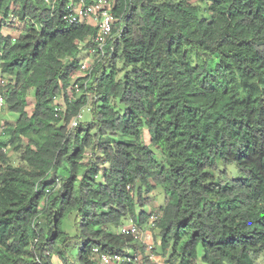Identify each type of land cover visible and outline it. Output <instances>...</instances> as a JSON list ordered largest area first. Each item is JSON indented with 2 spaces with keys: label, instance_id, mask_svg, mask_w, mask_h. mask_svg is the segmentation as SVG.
Here are the masks:
<instances>
[{
  "label": "trees",
  "instance_id": "16d2710c",
  "mask_svg": "<svg viewBox=\"0 0 264 264\" xmlns=\"http://www.w3.org/2000/svg\"><path fill=\"white\" fill-rule=\"evenodd\" d=\"M73 1L94 0H0V92L19 114L0 133V264L145 251L121 225L150 220L157 189L163 264H256L264 0H200L210 18L190 0H108L114 36L89 72L78 54L98 27L67 22Z\"/></svg>",
  "mask_w": 264,
  "mask_h": 264
},
{
  "label": "built area",
  "instance_id": "2783aa9c",
  "mask_svg": "<svg viewBox=\"0 0 264 264\" xmlns=\"http://www.w3.org/2000/svg\"><path fill=\"white\" fill-rule=\"evenodd\" d=\"M58 0H46L50 4H54ZM74 3V4H73ZM70 24H79L86 19H94L96 21V26L98 27V33L93 38L94 45L90 48V54L94 59H99L104 56L105 48L107 43L114 36V15L111 11V4L108 0H94L91 3H84L83 1H73L69 7L68 13L64 16ZM3 81L0 79V84ZM80 88L76 85V91ZM60 105L57 109H63L62 102L59 100L56 102ZM4 107V97L0 92V114ZM83 111H81L72 121V127H76L79 124V120L82 117ZM160 215L158 213H153L150 216V224L155 225L156 221L159 219ZM121 232L123 234H139L140 229L138 225L134 222L124 224L121 226ZM149 249H153L150 244ZM98 249H95L97 252ZM143 264L142 261L135 254H123V253H101L99 264Z\"/></svg>",
  "mask_w": 264,
  "mask_h": 264
},
{
  "label": "rangeland",
  "instance_id": "374dc122",
  "mask_svg": "<svg viewBox=\"0 0 264 264\" xmlns=\"http://www.w3.org/2000/svg\"><path fill=\"white\" fill-rule=\"evenodd\" d=\"M193 4H196L198 6H200V15L205 17V18H210L211 17V12L209 11V7H208V3L207 2H203L200 0H190ZM13 8V5H12ZM92 25L96 26V21L94 19H87ZM24 31L23 28V23H18L15 26H6L3 29V33L4 34H9L11 33L13 36H20L22 34V32ZM83 52V51H82ZM80 52L78 54V58H81L82 60V70L83 72H89V70L92 69L93 65L95 64V59L93 58V56L90 54V52L85 53L83 55V53ZM71 88V87H70ZM34 91L32 90L31 95L33 96ZM30 103H29V111H31L32 107L31 105H33V101L32 98H30ZM86 111V110H85ZM84 111V112H85ZM9 115L14 116L15 118L18 117V113H14V112H5V107L3 108L1 114H0V125L4 124L1 121H5L4 119H7V117H9ZM85 117H89V115H87V113L85 114ZM3 127V125L1 126ZM1 127H0V133H1ZM8 152L9 149L7 150ZM158 154V160L162 161V157L159 154L158 151H156ZM164 203V195L162 193V191L160 189H157L153 194H151V196L148 198L147 201V206L146 209L148 211V213H159V207ZM160 214V213H159ZM130 219H128L126 222H129ZM150 220L148 219V221L143 224L140 225V233L138 236V239L140 240L141 244L146 246L147 249L145 248V251H143L141 248L138 249V251L135 252V254L137 255V257L140 259V261L143 262V264H163L164 263V259L163 257L160 255V253L158 252V246H159V239H156V232L153 229L152 225L149 222ZM151 244L154 247V250H148V245ZM132 253H134L133 251H131ZM202 253V250L200 248V254ZM253 258L256 261V264H264V253H259V254H255L253 255Z\"/></svg>",
  "mask_w": 264,
  "mask_h": 264
},
{
  "label": "crops",
  "instance_id": "0c3cea01",
  "mask_svg": "<svg viewBox=\"0 0 264 264\" xmlns=\"http://www.w3.org/2000/svg\"><path fill=\"white\" fill-rule=\"evenodd\" d=\"M83 53V55L85 54V53H88V51H83L82 52ZM18 118V117H17ZM17 118H15L14 116H12V115H9V117H7V119H4L5 121H8V122H15V120L17 119ZM4 121V122H5ZM2 123H4L3 121H1ZM2 125H4V124H2ZM2 125H0V127L2 126ZM2 128V127H1Z\"/></svg>",
  "mask_w": 264,
  "mask_h": 264
},
{
  "label": "clouds",
  "instance_id": "9594fccd",
  "mask_svg": "<svg viewBox=\"0 0 264 264\" xmlns=\"http://www.w3.org/2000/svg\"><path fill=\"white\" fill-rule=\"evenodd\" d=\"M0 79H1V77H0ZM3 110V109H2ZM151 214H153V213H151ZM155 214V213H154ZM159 214V213H158ZM151 216V215H150ZM131 222H134V221H130L129 223H131ZM150 222V221H149ZM134 223H136V222H134ZM125 224H128V223H125ZM137 224V223H136ZM124 225V224H123ZM138 225V224H137ZM122 226V225H121ZM138 227H139V225H138ZM139 229H140V227H139ZM150 245V244H149ZM149 245H148V250H150L149 249ZM153 249H154V247H153ZM153 249H151V250H153ZM136 255V254H135ZM255 260V259H254Z\"/></svg>",
  "mask_w": 264,
  "mask_h": 264
}]
</instances>
